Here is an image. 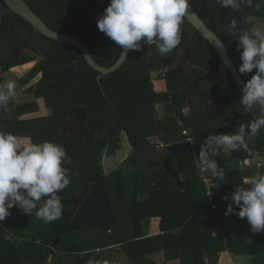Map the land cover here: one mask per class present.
Returning <instances> with one entry per match:
<instances>
[{"label":"trees","instance_id":"trees-1","mask_svg":"<svg viewBox=\"0 0 264 264\" xmlns=\"http://www.w3.org/2000/svg\"><path fill=\"white\" fill-rule=\"evenodd\" d=\"M24 1L51 30L85 43L100 66L112 67L120 58V46L97 27L98 17L110 0ZM257 2L259 0H253V4ZM2 3L3 0H0ZM189 3L223 42L238 71L242 50L237 48V39L228 36L227 25L231 19H236L242 28H251L249 19L264 17V8L256 11L254 6H244L240 12H233L221 8L216 0H189ZM4 42L10 44L11 49L7 59L0 57V82L1 73L36 62L20 82L26 85L41 74V79L30 88V92L37 99L43 98L46 107L53 113L22 122L6 120L7 110L14 106L10 102L7 110L0 108V132L12 133L20 142L29 139L35 143L53 141L61 144L67 153L63 167L74 177L68 187L58 193L63 203L61 218L45 223L36 218L35 210L29 216L19 207H13L11 215L0 222V232L7 229L21 235L25 228L31 233L27 236L28 241L41 240V251L31 252L40 260L24 264H46L49 257H53L49 264H72L73 258L75 264H108L99 261L107 246L101 242L100 246H89L78 243L77 238H81L78 236L87 228L114 229L141 193H149L151 198L166 206L190 205L180 238L195 234L196 241L184 243L186 253L192 255L211 251L220 256L227 251L233 255L253 256L255 264H264V232H257L252 243H245L243 233L248 224L247 218L241 219L235 213L225 215L228 201L224 197L230 196L236 186L242 187L244 179L255 175L257 170H242L236 166L226 172L223 180L212 177L207 170V175L217 181L225 193V196L216 198V210H213L195 167L201 144L208 135L238 131L240 124L247 125L259 114L258 109L246 111L239 103L242 92L234 77L215 49L186 18L181 25V43L171 53L161 54L155 42L143 44L141 50L130 51L117 71L100 80V73L87 64L81 51L42 36L8 7L0 14V43ZM179 51L183 52L180 60ZM26 52L34 55L29 56ZM38 52L42 56L37 57ZM32 66L28 64L13 71H26ZM191 71L194 73L191 74ZM255 72V69L245 74L238 71L245 83ZM212 101L219 105L215 112L210 111ZM159 102H165L166 111L174 115L160 119ZM188 107L191 112L186 116L183 111ZM75 108L86 112L83 129L79 133L72 132L76 120ZM38 109L37 103L32 102L18 105L16 111L24 115ZM177 117L182 122L181 126ZM121 133L132 150L125 161V167L134 170L135 185L131 197L126 194L123 174L119 172L105 177L101 166L102 153L107 146L121 147ZM188 136L193 138V146L187 142ZM155 138L167 145L160 152L161 161L140 160L137 154L142 150L150 149L158 154L157 145L152 142ZM246 142L250 153L237 150L227 155L218 148L215 157L218 166L226 169L233 162L256 156L264 160V129L256 136L255 143ZM165 151L167 155H164ZM260 172H264V162ZM180 174L183 180L178 177ZM81 189L83 195L77 198L75 194ZM173 194L177 198H171ZM216 220L220 221L222 234L214 225ZM30 225L33 227L30 228ZM95 237L97 241L101 238L99 233ZM58 238L61 241L54 248L53 243ZM98 247L101 252L95 256L93 252ZM22 248L20 246L16 252H21ZM5 257L2 260L0 256L1 264L10 263V258L17 255L9 248L5 249ZM16 264H21L20 260Z\"/></svg>","mask_w":264,"mask_h":264},{"label":"clouds","instance_id":"clouds-1","mask_svg":"<svg viewBox=\"0 0 264 264\" xmlns=\"http://www.w3.org/2000/svg\"><path fill=\"white\" fill-rule=\"evenodd\" d=\"M216 3L233 12H240L244 6H254L256 11L264 8V0L255 4L253 0H216ZM189 6V0H110L98 17L97 27L120 46L125 57L129 51H139L143 44L153 42L161 54H169L181 43V25L189 16ZM226 31L237 39V48L242 50L239 73L256 70L244 84L239 103L246 111L258 109L259 114L247 125L240 124L238 131L210 134L204 139L198 155L201 169H207L218 180H223L225 173L215 159L217 149L250 153L246 139L264 129V27L245 29L231 19ZM16 87L13 80L0 82V108L7 110L16 96ZM66 159L61 144L44 141L22 145L16 135L0 132V222L11 215L13 207L29 216L35 210L36 217L45 223L61 218L63 203L58 193L71 182L68 169L63 167ZM244 185L248 187L236 186L230 196L224 197L228 201L225 215L235 213L241 219L247 218L253 233L264 232V172L257 171L246 178Z\"/></svg>","mask_w":264,"mask_h":264},{"label":"crops","instance_id":"crops-1","mask_svg":"<svg viewBox=\"0 0 264 264\" xmlns=\"http://www.w3.org/2000/svg\"><path fill=\"white\" fill-rule=\"evenodd\" d=\"M253 18L254 17H251L249 19V22L252 24L251 27L257 26ZM35 63L36 62L26 63L25 65L14 67L7 73H1L2 82L5 80H13L16 82V94L18 93V96L15 97L16 99L14 98L11 101L14 106L10 107L4 116L6 120L16 119L17 121L22 122L52 115L53 112L51 109L46 107L44 99H37L34 94L30 92V88L36 86L42 75L39 74L26 85H22L20 82V80L34 67ZM28 64H33V66L26 71H13L15 68H21ZM32 102L37 103L39 108L37 112L24 115H19L17 113L16 110L18 105ZM218 107L219 105L215 101L210 103V111L215 112ZM157 109L160 119L168 118L173 114L166 111L165 102H159L157 104ZM183 112L186 116H188L191 109L189 107L185 108ZM246 140L249 143H255L256 136L247 138ZM27 142L31 141L29 139H25V142H21V144L23 145ZM152 142L157 145L158 154L153 150L145 149L137 154L140 160L161 161L162 158L160 152H162L167 145L161 144L157 138L152 139ZM220 149L227 155H230L231 153V151H226L223 148ZM131 152L132 150L128 146L125 136L122 135L121 147L116 148L112 145L107 146L103 150L101 158L102 171L105 177H109L112 174L119 172L123 174L126 184V194L129 197L133 194L135 178L134 170L131 167H125V161L128 160ZM164 153V155H167L166 151ZM145 156L147 158L149 156V158L145 159ZM263 162V159L256 156L253 159H243L238 162H233L223 170L226 174V172L230 169L238 166L242 170L256 169L257 171H261ZM69 176L72 181L74 177L71 175ZM178 177L180 180H183V176L181 174L178 175ZM243 186L248 187L247 185H244V183ZM75 195L77 198H81L83 195V189L78 190ZM174 197L177 198V196H174L173 194L171 198ZM130 206L128 214L121 217L119 225L114 229L106 231L104 229L95 230L87 228L78 236L82 239L77 238V242L84 243L89 246H100L99 243H103L104 246L107 247H105L106 249H103L99 261L108 264H255L253 256L233 255L227 251L222 253L220 256L211 251L199 254L194 253L192 255L189 252L186 253L183 248L184 243H194L196 241L195 234L185 236V238H180L181 229L185 224L186 216L191 210L190 205L166 206L159 200L151 198L149 193H141L135 199L133 205ZM32 227L33 226L30 225V228ZM28 231L29 230L24 228L21 235L7 229H5L4 232H0V256L2 260L6 258L5 249L9 248L10 251H15L17 257L10 258L12 261H9L10 263L8 264H16L19 260L21 264H24L26 261L37 263L40 260L39 256H33L31 252H33V250L35 253L38 251L40 252L42 242L40 239L35 241L30 239L28 241L27 236L31 235ZM50 231L54 232V229H50ZM97 233L101 236L99 241H97V238L95 237V234ZM255 234L256 233L251 231V226L248 223L243 233L244 242L248 244L252 243ZM1 246L4 247L1 248ZM20 246H23V248L21 249V252L17 253L16 250H18ZM54 251L57 252L55 249ZM100 252L101 249L98 247V249L93 253L95 256H98ZM25 256L27 258H24ZM52 258L53 257H49L46 264L51 263ZM74 261L75 260L73 258L72 264H75ZM1 263L2 261L0 260V264Z\"/></svg>","mask_w":264,"mask_h":264},{"label":"water","instance_id":"water-1","mask_svg":"<svg viewBox=\"0 0 264 264\" xmlns=\"http://www.w3.org/2000/svg\"><path fill=\"white\" fill-rule=\"evenodd\" d=\"M6 7H8L12 12L17 14L18 16H20L26 22L31 24L35 28V30L42 36L72 46L81 51L87 64L96 72L100 73L99 80L117 71L125 63L130 53V51L127 53V57L121 54L118 61L112 67H102L95 62L89 48L85 45V43H83L76 37L51 30L24 0H3V3L0 4V14H3L5 12ZM186 19L188 23L215 49L224 66L234 77L237 87L242 92L245 82L238 73L234 63L232 62L227 52L225 45L217 36V34H215L202 21V19L197 15L191 5L189 6V16H187ZM60 241L61 238L55 240V242L53 243V247L55 248Z\"/></svg>","mask_w":264,"mask_h":264},{"label":"built area","instance_id":"built-area-1","mask_svg":"<svg viewBox=\"0 0 264 264\" xmlns=\"http://www.w3.org/2000/svg\"><path fill=\"white\" fill-rule=\"evenodd\" d=\"M177 122L179 123L180 126L182 125V122L180 121L178 117H177ZM186 134L188 135V133ZM187 142H189L191 146L194 145V140L190 136H188ZM195 167L199 171L200 173L199 175L205 185V189L207 192V201L212 204L213 210H216V203H215L216 198L225 196V193L221 191L220 184L217 181L213 180V178L207 175V169H204V170L201 169V164H200L199 159H196ZM214 225L217 226L219 234H222L224 232L222 228L220 227V221L216 220Z\"/></svg>","mask_w":264,"mask_h":264},{"label":"rangeland","instance_id":"rangeland-1","mask_svg":"<svg viewBox=\"0 0 264 264\" xmlns=\"http://www.w3.org/2000/svg\"><path fill=\"white\" fill-rule=\"evenodd\" d=\"M253 20H254V22H255V24L257 26L264 27V18H262L260 16H257V17H254ZM10 49H11L10 44L5 43V42L4 43H0V54H1L0 57H2L3 59H7L9 57V55H10ZM26 54L29 55V56H33L34 55V53H32V52H26ZM40 56H42V53L38 52L37 53V57H40ZM182 56H183V52L179 51V53H178L179 60L182 59ZM191 72L194 73V71H191ZM16 96H18V93L16 94ZM74 116H75L76 120H75V123L73 125L72 132L79 133L83 129L84 122H85V119H86V112L83 109L75 108L74 109ZM121 134L124 135L123 133H121ZM144 158L146 159L147 157L145 156ZM148 158H149V156H148Z\"/></svg>","mask_w":264,"mask_h":264}]
</instances>
